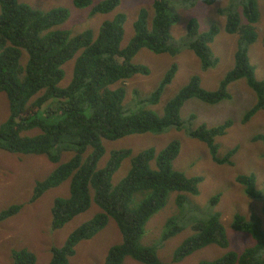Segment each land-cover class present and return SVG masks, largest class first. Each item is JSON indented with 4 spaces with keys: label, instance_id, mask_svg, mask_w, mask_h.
Listing matches in <instances>:
<instances>
[{
    "label": "trees",
    "instance_id": "1",
    "mask_svg": "<svg viewBox=\"0 0 264 264\" xmlns=\"http://www.w3.org/2000/svg\"><path fill=\"white\" fill-rule=\"evenodd\" d=\"M197 1L152 0V12L141 6L134 22L135 33L123 45L127 21L124 11L101 22L97 35L92 28L73 34L61 27L71 16L69 7L42 9L27 1L0 0V92L6 93L10 106L9 116L0 126V148L12 153L46 155L57 163L45 178L36 181L31 201L48 189L71 181L69 194L55 198L53 229L62 228L93 202L100 207L62 245H53L47 264H68L76 246L102 231L110 218L116 221L121 238L110 246L102 264H130L128 258L144 264H166L158 255V247L180 233L181 225L174 223L171 216L161 235L146 243L143 236L147 234L148 221L166 206L171 192H176L177 212L173 216L197 205L191 196L200 193L203 176H189L175 167L181 151L176 138L161 148L151 145L138 152L130 147L112 149L101 166L106 152L103 139L116 140L135 133L162 134L172 127L183 129L196 118L195 113L181 115L182 106L189 99L198 98L210 104L230 99L229 87L240 78H245L257 95L243 123L258 110H264V79H257L249 55L250 45L260 33L261 0H233L227 7H218L225 19L224 31L236 37L235 62L215 89L204 87L201 75L193 74L177 91L165 94L178 71L177 62H173L152 90L143 92L133 86L127 100V79L151 73L148 65L135 61L143 48L176 56L185 47L201 59L203 70L217 64L220 57L213 44L223 30L218 21L201 30L199 19L192 16L186 33L172 41L171 28L179 17L174 3L179 8H190ZM200 1L214 4L217 0ZM73 4L77 8L91 6L90 14L94 16L114 11L120 0H101L94 5L93 0H73ZM72 59L66 65L71 69V77L64 80V65ZM161 99H165L159 109L163 112L156 109L162 104ZM231 125L230 119L212 126L202 123L190 129L189 134L207 144L215 162L232 164L238 146L220 155L216 141ZM253 140L264 142V134L254 135ZM65 153L71 157L62 161ZM126 158H131L130 168L114 183V174ZM236 179L246 195L262 202L261 210H252L248 216L236 212L231 224L236 231L250 233L254 243L241 252L230 249L218 257L201 259L198 264H264V189L258 186L253 173H240ZM220 198L221 194L210 198L211 212L192 223L193 232L172 251L173 262L210 244L229 248L220 213L213 211ZM21 207V203H12L0 210V222ZM12 259V264H36L37 254L29 247L14 248Z\"/></svg>",
    "mask_w": 264,
    "mask_h": 264
},
{
    "label": "rangeland",
    "instance_id": "2",
    "mask_svg": "<svg viewBox=\"0 0 264 264\" xmlns=\"http://www.w3.org/2000/svg\"><path fill=\"white\" fill-rule=\"evenodd\" d=\"M21 1H27L42 9L59 6L69 7L71 16L61 24V27L70 29L73 34L86 28H92L97 35L101 22L107 18H113L120 11H124L127 13V21L123 45H126L135 33L134 22L137 18V10L141 6H145L149 12L150 10L152 12V8H149L152 0H120V4L114 11L98 13L94 16L90 14L91 6L77 8L73 4V0ZM100 1L93 0L92 5ZM232 1L217 0L214 4H206L198 0L190 8H179L180 6L175 2L174 5H176L179 17L171 28L172 41L178 40L179 35L186 33L187 22L192 16L199 19L201 30L208 29L212 23L218 21L223 30L217 36L213 48L220 57L219 61L215 66L203 70L201 59L191 49L184 47L176 56H173L170 53H155L148 48H143L137 53L135 61L148 65L151 73L149 75L136 74L127 79L125 82L128 84L127 100L131 98L133 86L143 92L152 90L155 85L159 84L164 73L173 62H177L178 71L172 83L166 88L165 94L177 91L189 81L193 74L201 75L204 87L215 89L224 74L232 68L230 66L233 60L235 62L236 36L229 35L224 31L225 19L217 11L218 7H227ZM260 5L262 6L261 20L258 22L260 33L249 49L255 75L259 80L264 79V0L260 1ZM171 11L173 12L172 9ZM72 61L73 59L64 65L66 70L64 80L67 79V76L68 78L71 77V69L68 70L66 65ZM120 84L121 82L115 86ZM229 91L230 99L215 104L206 103L198 98L189 99L182 106L181 115L186 117L195 113L196 118L186 124L183 129L172 127L162 134L135 133L116 140L103 139L106 152L101 160V166L107 162L112 149L130 147L134 149V152H138L151 145H157L161 148L176 138L181 144V151L174 162L175 167L189 176H203V182L199 185L200 193L191 196L197 205L188 206L187 210L173 216L177 212L176 192H171L166 206L155 213L147 223V234L143 236L146 243H151L161 235L165 222L171 216L174 223L181 225L180 233L171 238L162 248L158 247V255L166 264H198L201 259L218 257L230 249L241 252L254 243L250 233L236 231L231 227V224L236 212L248 216L252 210H261L262 202L246 195L243 186L237 182L236 177L240 173H253L257 177L258 186L264 189V142L253 140L254 135L264 134V110H258L248 122L243 123L242 120L246 112L257 101L256 92L249 86L245 78L234 81L230 85ZM165 99L162 104L157 105L158 111L163 107ZM9 110L7 95L5 92H0V126L9 116ZM228 119L232 120V125L224 135L216 138L220 145L219 154L224 155L234 146H238V151L233 157L232 164H219L213 160L207 144L192 137L189 131L202 123L212 126ZM62 157V161H65L71 157V154L65 153ZM130 162L131 158L123 160L120 168L114 174V183L119 182L126 175L130 168ZM56 165L57 163L50 161L46 155L12 153L0 148V210L12 203L22 204L17 213L0 222V264H12V250L21 247H29L37 254L36 264H47L52 256L51 248L53 245H62L78 225L93 217L100 210V207L93 202L88 210L75 216L62 228H52V206L55 198L69 194L71 181L66 180L59 186L48 189L34 201H31V198L34 194L36 181L45 178ZM215 194H221V198L213 207V211L220 213L230 240L229 248L210 244L179 262H173L171 259L173 249L193 232L192 223L194 221L211 212L212 207L209 205V201ZM262 218L264 224V216ZM120 238V229L116 221L110 218L102 231L91 239L83 240L76 246V253L70 257L68 264H102L110 246L120 241ZM127 260L130 264H144L132 258Z\"/></svg>",
    "mask_w": 264,
    "mask_h": 264
}]
</instances>
